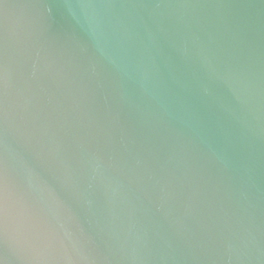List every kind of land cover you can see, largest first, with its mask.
Wrapping results in <instances>:
<instances>
[{
    "label": "water",
    "instance_id": "water-1",
    "mask_svg": "<svg viewBox=\"0 0 264 264\" xmlns=\"http://www.w3.org/2000/svg\"><path fill=\"white\" fill-rule=\"evenodd\" d=\"M0 264H264V0H0Z\"/></svg>",
    "mask_w": 264,
    "mask_h": 264
}]
</instances>
